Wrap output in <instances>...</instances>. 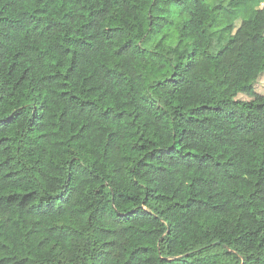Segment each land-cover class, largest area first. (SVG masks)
I'll use <instances>...</instances> for the list:
<instances>
[{"label": "trees", "instance_id": "trees-1", "mask_svg": "<svg viewBox=\"0 0 264 264\" xmlns=\"http://www.w3.org/2000/svg\"><path fill=\"white\" fill-rule=\"evenodd\" d=\"M263 73L252 0H0V264H264Z\"/></svg>", "mask_w": 264, "mask_h": 264}, {"label": "rangeland", "instance_id": "rangeland-1", "mask_svg": "<svg viewBox=\"0 0 264 264\" xmlns=\"http://www.w3.org/2000/svg\"><path fill=\"white\" fill-rule=\"evenodd\" d=\"M252 1L255 4H258L260 0H252ZM238 25H239V21H236L235 26L237 27ZM253 86H254V90H255L256 93H258V94H264V73L261 74L258 77V79L254 82ZM235 99L248 101V100L251 99V97L250 96H247L245 94L239 93V94H237V96L235 97Z\"/></svg>", "mask_w": 264, "mask_h": 264}, {"label": "crops", "instance_id": "crops-1", "mask_svg": "<svg viewBox=\"0 0 264 264\" xmlns=\"http://www.w3.org/2000/svg\"><path fill=\"white\" fill-rule=\"evenodd\" d=\"M262 1H263V2H262ZM263 3H264V0H260L258 4H255V3H254V5H255V7H261V6L264 5Z\"/></svg>", "mask_w": 264, "mask_h": 264}]
</instances>
